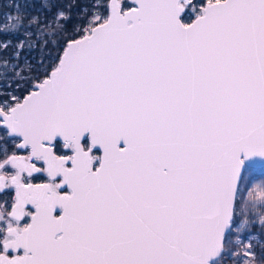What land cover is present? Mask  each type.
I'll list each match as a JSON object with an SVG mask.
<instances>
[{
    "label": "snow or ice",
    "instance_id": "1",
    "mask_svg": "<svg viewBox=\"0 0 264 264\" xmlns=\"http://www.w3.org/2000/svg\"><path fill=\"white\" fill-rule=\"evenodd\" d=\"M0 264H264V0H12Z\"/></svg>",
    "mask_w": 264,
    "mask_h": 264
},
{
    "label": "trees",
    "instance_id": "2",
    "mask_svg": "<svg viewBox=\"0 0 264 264\" xmlns=\"http://www.w3.org/2000/svg\"><path fill=\"white\" fill-rule=\"evenodd\" d=\"M12 4V0H0V13L7 11L8 6Z\"/></svg>",
    "mask_w": 264,
    "mask_h": 264
},
{
    "label": "rangeland",
    "instance_id": "3",
    "mask_svg": "<svg viewBox=\"0 0 264 264\" xmlns=\"http://www.w3.org/2000/svg\"><path fill=\"white\" fill-rule=\"evenodd\" d=\"M260 179H261V177L259 176V174H257V179L255 182H259Z\"/></svg>",
    "mask_w": 264,
    "mask_h": 264
}]
</instances>
